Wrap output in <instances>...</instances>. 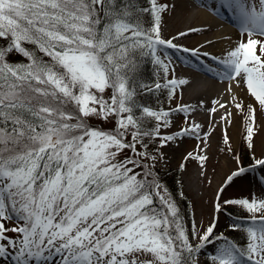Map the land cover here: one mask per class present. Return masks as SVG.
<instances>
[{
  "label": "snow or ice",
  "instance_id": "1",
  "mask_svg": "<svg viewBox=\"0 0 264 264\" xmlns=\"http://www.w3.org/2000/svg\"><path fill=\"white\" fill-rule=\"evenodd\" d=\"M221 6L238 17L245 38L224 59L211 57L222 70L208 71L230 81L231 102L214 100L206 111L222 109L225 124L239 113L251 149L257 105L264 111V0ZM174 9L166 0H0V264H199L208 245L217 246L211 264H264V198L222 199L234 179L264 169V158L253 156L248 168L235 158L202 231L185 226L154 170L160 149L184 137L206 144L212 135L189 119L195 108L159 102L161 91L171 103L190 83L169 78L160 49L201 54L174 43L199 29L163 37V16ZM145 59L163 83L143 78ZM236 89L254 103L240 101ZM177 113L187 126L170 133ZM93 118L113 127L93 126ZM223 139L232 152L226 130ZM188 158L201 167L208 159ZM226 206L251 215L246 247L216 231Z\"/></svg>",
  "mask_w": 264,
  "mask_h": 264
},
{
  "label": "rangeland",
  "instance_id": "2",
  "mask_svg": "<svg viewBox=\"0 0 264 264\" xmlns=\"http://www.w3.org/2000/svg\"><path fill=\"white\" fill-rule=\"evenodd\" d=\"M200 1L202 0H166L169 4H175V9L170 11L169 13L163 16L162 20V35L165 39H169L173 36H176L182 30L185 25L184 20L188 17V11L186 8L182 10L181 3L186 2L188 5V10L202 8L204 5ZM207 1L213 8L217 10H221L224 7L221 6V0H203ZM203 9V8H202ZM206 10V9H205ZM177 11H181V18L176 15ZM222 11V10H221ZM229 15L233 16L235 21H224L231 28L236 29L238 32V36L241 40L245 37L241 34L239 27L238 17L233 14V12L227 8V11L224 10ZM220 14L221 12L218 11ZM228 17V16H227ZM178 18V19H177ZM211 31H203L199 33H190L187 37L179 38L174 41L177 45H182L184 48L189 49H197V44L200 40L207 38L211 35ZM206 40V39H205ZM161 58L165 60L166 63L170 66V75L169 78H177V79H187L190 81L189 85L183 87L182 92L178 88L177 96L173 98L171 103H169L167 99V90L166 96L163 100V107H173L175 108L178 104L189 105L196 109L195 112H191L189 114V119L197 124L203 125V131H209L212 133L211 136L207 138V143H202L201 140H198L193 137H184L182 140H178L176 142L170 143L168 146L160 149V152L163 153L162 158H159L155 165V172L157 173L158 179L162 185H165L164 181L165 176L162 174L159 175V171L161 168L163 169L161 173L167 171V169H172L178 171V181L177 183L180 186V195L183 194V198L187 200V208L185 211L190 214L189 219L192 223H195V226L198 230L202 231L206 228L211 222L214 215L213 206L215 197L217 195V191L220 187H222L226 181L228 175H230L237 168L236 157H240L241 166L243 165L244 160V150L245 147H248V143L245 140L246 136V122L239 113H237V127H239L238 137H232L231 133L228 132L229 144L231 145L232 152L227 151V146L224 143V134H222L221 123L217 119H214L213 116L206 111V108L212 107V103H207V106L204 108H197L191 103L190 99V88L193 86H197L199 83L198 76L188 75L185 71L186 65L185 62L194 65L198 64H206L211 69H216L217 71H221V66L217 64V62L211 58H208L210 61L198 60L196 56H193L190 52H184L176 49H169L162 47L160 49ZM213 56V55H212ZM215 57V56H213ZM207 58V57H205ZM203 58L204 60H206ZM191 66V64H190ZM193 68L192 66L190 69ZM158 70V69H157ZM205 72V73H204ZM201 73L202 78L207 80H215L218 84L221 85L220 90H224V80H222V76L217 75L215 72H210L204 70ZM211 74V75H210ZM213 74L218 76L217 78L213 77ZM161 83L164 81L161 80ZM245 104H253V98L249 96L246 90H243L242 94L239 98ZM207 112V115L205 113ZM207 116V117H206ZM174 122L172 128H170V133H174L179 131L181 128L187 126L185 122V114L177 113L174 116ZM213 120L215 121L213 123ZM93 126L109 129L113 127V122H104L97 120L95 118L89 121ZM256 125L257 128L254 129L253 136V147L249 150L251 153V157L256 158H264V149L261 145V137L262 130L264 129V111L259 110V106L257 105V113H256ZM203 131L201 132V137H203ZM159 142H154L149 145V149L155 154L156 148L158 147ZM200 145V148L203 149L200 152L197 146ZM188 153H192L193 156L198 154L206 155L208 159L204 162L203 167H201V163L197 159L185 157L188 156ZM183 165V168H181ZM167 181H172V178L167 175ZM264 178V169H260L259 167L255 168V170L248 171L242 177H238L234 179V181L228 185L225 191L222 193V199H239V198H248L255 197L260 198L263 195L264 191L260 192L257 195H254L252 184L255 180ZM166 186V185H165ZM217 187V188H216ZM256 191H259V186H256ZM185 200V201H186ZM183 218H186V215H183ZM236 221L235 218L229 216L225 211L219 214L217 233L223 232L225 235L228 234L230 226ZM253 222L252 219H249L248 227H252ZM217 246L208 245L206 246L202 252L198 255L199 264H204L205 260L210 261V257L215 254ZM208 257V258H206Z\"/></svg>",
  "mask_w": 264,
  "mask_h": 264
},
{
  "label": "bare ground",
  "instance_id": "3",
  "mask_svg": "<svg viewBox=\"0 0 264 264\" xmlns=\"http://www.w3.org/2000/svg\"><path fill=\"white\" fill-rule=\"evenodd\" d=\"M204 5H202V8L197 9H187L188 5L186 2L181 3L182 10L183 8L188 11V17L184 20L185 24H192V25H185L182 30L187 31L189 28H196L199 29L197 32H192L194 34L203 32V31H211V35L207 38H204L200 40L197 44V50L201 53L199 56H203L204 52L210 53L211 56L207 58H211L215 56L219 60H222L226 57V54L228 51H230L232 48H234L241 39L239 38V34L236 31V29L231 28L229 25H227L224 21L223 13H218L217 9H213L211 6L206 5L205 2L202 0L200 1ZM206 9V10H205ZM181 11H177L176 15L183 18L181 16ZM177 18V19H178ZM227 22V21H226ZM190 34V33H189ZM206 39V40H205ZM213 55V56H212ZM205 57V56H203ZM212 59V58H211ZM190 64L193 68L190 69ZM185 62V65L187 68H185V71L188 75L198 76L199 83L197 86H193L190 88L189 95L191 96V103L197 108L199 107V102L203 101L204 105L207 106V103H211L214 100H221L222 102L228 101L231 102V96L227 95V87L230 81L224 80V90L221 89V85L218 84L214 79L213 80H207L205 78H202L200 76L201 73L204 72V67L200 65H194L190 62ZM205 73V72H204ZM211 75V74H210ZM213 77L217 78L215 74H213ZM243 89H236L235 94L238 96V99L240 98V95L242 94ZM230 111L235 112L234 108L229 109ZM224 112L221 109L219 114H216L213 118L217 119L219 123H221L222 127V134H224L225 130L231 133L232 137L235 138V140L238 137L239 133V127H237V113L232 118V121L230 124H225L223 121H221L220 116L223 115ZM207 115V112L205 113ZM207 117V116H206ZM263 134L261 137V145L264 149V129L262 130ZM264 156V155H263ZM256 186H259L260 190L256 191ZM217 188V187H216ZM253 193L254 195L259 194L260 192L264 191V183L261 182V179H257L252 184ZM260 198H264L263 195L260 196Z\"/></svg>",
  "mask_w": 264,
  "mask_h": 264
},
{
  "label": "trees",
  "instance_id": "4",
  "mask_svg": "<svg viewBox=\"0 0 264 264\" xmlns=\"http://www.w3.org/2000/svg\"><path fill=\"white\" fill-rule=\"evenodd\" d=\"M159 69H155L154 68V65H152L151 63H149L147 61V59H145V62L143 64V72H142V76L143 78L146 80V81H149L151 82L152 80L154 79H161L163 80L159 75ZM159 96V102L161 104V106L163 105V100L166 96V92L163 90L161 91L160 93L157 94ZM156 100V97L155 96H147L145 97V101L146 102H149V103H152V102H155ZM249 150L250 148L249 147H245V150H244V160H243V165H247V164H250L252 163L253 159L251 157V153H249ZM162 168L161 170L159 171V175L162 174V176L164 177L165 175H169L171 178H172V181H167V177L165 176V180L164 183L167 187V189L173 194V197L177 199L178 203H179V206L181 208V211H182V214L185 216L186 215V218H184V223H185V226L189 229H191V222H190V219H189V216L190 214L187 213L186 208H187V200L186 198H181V195H180V186L179 184L177 183L178 181V171H174V170H170V169H167L166 172L164 173H161L162 172ZM186 200V201H185ZM185 210H184V209ZM226 212L233 215V216H237V217H242V209L239 208L238 206H226ZM240 224V228L236 231H233L232 229H230L228 231V236L232 237L237 243L239 246L241 247H244V244L246 243V240H247V233L244 229V226H243V223H239ZM204 264H211V262H209V260H205L204 261Z\"/></svg>",
  "mask_w": 264,
  "mask_h": 264
}]
</instances>
